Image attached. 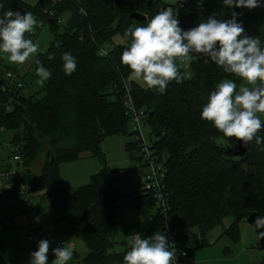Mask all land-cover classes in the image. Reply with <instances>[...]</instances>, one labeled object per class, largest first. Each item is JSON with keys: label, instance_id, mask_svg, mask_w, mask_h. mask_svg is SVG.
<instances>
[{"label": "trees", "instance_id": "16d2710c", "mask_svg": "<svg viewBox=\"0 0 264 264\" xmlns=\"http://www.w3.org/2000/svg\"><path fill=\"white\" fill-rule=\"evenodd\" d=\"M167 7L175 10L184 30L210 16L231 19L235 12L245 34L259 37L264 46L261 6L251 10L228 7L223 0H184L174 6L156 0H37L32 5L22 0H0V17L8 10L32 12L38 21H44V11L53 14L51 25L48 20L43 22L51 32L48 46L30 63L36 75L39 60L51 77L42 83L40 96L24 97L20 91L14 95L0 89V130L10 133L8 144L19 156L16 164L20 165V181L28 194H40L45 201L50 211L47 223L55 235L59 240L72 236L82 244V255L75 264H123L129 247L122 252L113 249L110 232L118 224L115 218L120 210L116 205L119 195L114 172L104 164L100 152L104 138L132 134L127 132L128 119L122 106L124 86L134 106L146 114L144 123L152 137L149 150L162 167L168 226L172 221L177 254L185 252L190 258L189 233L193 229L203 238L212 229L222 228L224 219L230 218L221 233L236 241L238 227L249 214L264 216V143L258 145L253 140L244 156L234 157L235 138L228 139L226 148L217 147L213 138L222 134L200 118V110L216 83L232 79L239 88L243 80L225 73L207 57L194 56L186 68H181L187 74L185 79L170 82L164 93L127 81L129 69L120 62L127 43L124 33L130 25L144 24L130 19V14L150 18ZM116 35L122 43L105 48L106 56H98V49H104ZM65 52L77 60L71 75L63 71L61 57ZM1 60L0 56V85L4 73L11 68ZM257 135L264 138V127ZM123 148L129 155L135 150L138 153L136 141L123 143ZM38 152L43 153V163L38 174L33 175L28 166ZM83 153L96 157L101 168L87 184L63 190L58 166L78 160ZM136 159L140 161L139 156ZM127 206L134 209L139 220L121 225L125 238H147L163 232L149 194L140 191ZM25 238V253L30 260L29 254L37 250L38 241L45 239L42 226L27 228ZM51 249L50 245L48 264L53 261ZM255 249L259 250L258 246ZM0 264H8L1 245ZM259 264H264V251Z\"/></svg>", "mask_w": 264, "mask_h": 264}, {"label": "clouds", "instance_id": "9594fccd", "mask_svg": "<svg viewBox=\"0 0 264 264\" xmlns=\"http://www.w3.org/2000/svg\"><path fill=\"white\" fill-rule=\"evenodd\" d=\"M223 3L250 10L261 6V0H223ZM237 15L233 12L232 18L226 20L210 16L184 30L179 26L175 10L164 8L150 18L146 16L142 26L126 28L127 43L120 55V62L128 67L131 79L159 93H164L170 82L179 83L185 79L187 74L181 68L193 56L207 57L225 73L243 80L244 84L239 88L232 79L216 83L200 110V118L210 122L222 134L213 138L219 148H226L231 138L244 146L253 140L258 145L264 143V138L257 135L264 127L260 118V114H264V46L259 37L245 34ZM38 26L39 21L32 12L6 11L0 17V53L6 54L10 63L25 64L39 51L38 42L28 38V34H35ZM61 59L66 75L75 72V56L65 52ZM36 64V75L40 83H44L51 77V72L39 60ZM167 211L165 204L161 214ZM254 226L264 228V216H258ZM259 234L264 236V232ZM127 243L129 247L123 256V264H176V245L164 232L157 231L147 238L136 235ZM49 250V240L41 239L37 250L29 254L28 264H48ZM51 251L55 257L52 264H67L74 254L66 243Z\"/></svg>", "mask_w": 264, "mask_h": 264}, {"label": "rangeland", "instance_id": "374dc122", "mask_svg": "<svg viewBox=\"0 0 264 264\" xmlns=\"http://www.w3.org/2000/svg\"><path fill=\"white\" fill-rule=\"evenodd\" d=\"M27 4H34L37 0H22ZM159 3L174 6L179 1L184 0H156ZM66 18V16H63ZM28 38L33 39L39 44V53H43L51 39V32L49 27L45 24L40 29H35V34ZM122 40L119 36H114L110 43L104 45V49L111 48L112 45L121 44ZM33 55L25 64L21 65L19 69V77L22 82V89L20 93L24 96H40L42 90V83L39 77L30 69ZM1 63L4 65L12 64L6 59V54L0 53ZM194 58V56H193ZM192 58V59H193ZM191 60V59H190ZM127 81L135 85L146 88L140 81H136L129 77ZM260 118L264 120V114H260ZM127 132L132 133L131 124H127ZM141 134L145 146L150 145V129L148 124L143 123L141 127ZM10 133L0 130V169L4 170L5 166L14 167L16 163L9 165L10 150L14 152L15 148L8 144ZM135 141L134 136H108L104 138L100 144V152L103 155L104 164L107 168L114 172L115 177V191L119 195L116 199V205L120 207L119 213L115 220L117 225L112 227L110 236L113 242V249L115 252H122L125 246L128 245L130 238H125L122 233L123 224L134 223L139 220L136 212L132 207L127 206L128 201L135 194L141 191V178L146 172L144 160L141 158L140 152H131L129 155L124 151L123 143ZM137 156L140 161H137ZM43 153L38 152L34 160L28 166L31 174L37 175L43 163ZM101 168V164L96 157L83 153L81 157L71 163L60 164L59 178L60 185L63 190H71L76 187L88 183L89 177L95 174ZM0 170V172H2ZM31 204L36 208L35 213H30V204L25 202L21 196H14L5 192L0 186V245L3 246V259L8 264H28L29 258L26 256V229L34 225H41L47 227V236H49L51 244L58 241L59 238L47 223L50 211L46 210L45 201L41 200L40 194H29ZM231 219H224L221 227H216L207 232L203 238L198 236L196 229L189 233V240L191 243L192 264H259L263 256L262 250H256L258 246L257 237L254 229L246 223L240 224L238 227V239L236 241L222 235V229L227 227ZM120 223V224H119ZM73 244H69V248L73 250L72 258L67 264H75L83 252L82 244L74 237ZM52 245V249H53ZM253 248V249H252ZM55 259L53 254V260Z\"/></svg>", "mask_w": 264, "mask_h": 264}, {"label": "built area", "instance_id": "2783aa9c", "mask_svg": "<svg viewBox=\"0 0 264 264\" xmlns=\"http://www.w3.org/2000/svg\"><path fill=\"white\" fill-rule=\"evenodd\" d=\"M72 0H51V2L60 3V2H71ZM261 7L264 8V4L261 3ZM245 8V7H241ZM185 12V10H183ZM45 15L44 21H39V26L35 29H40L45 22V20H52L53 14L52 12H43ZM32 36V34H28V37ZM107 51L103 48H99L97 51L98 56H106ZM13 64V63H12ZM188 64V61L185 62V65L183 68H186ZM21 65L15 64L12 65L11 68L6 71L2 77V84L0 85L1 91H8L12 92L14 95H17L19 91L22 89V82L21 78L19 77V69ZM11 74V75H10ZM123 111L124 115L128 119V122L131 124V131L132 135L134 136L135 141L138 145V152H140L141 158L144 160V166L146 168L145 174L141 178V191L145 194H149L152 198L153 202V208L157 213V216L160 218L161 223L163 224V232L166 234L168 240L170 242L173 241L172 233L169 231L168 226V220H167V214H161V211L164 210V206L166 203V198L163 193V185H162V167L159 163L156 162L155 157L152 155L151 151L149 150L150 146H145L141 134V127L144 123V119L146 117V114L142 108H137L134 106L132 99L129 94V89L127 86H124L123 90ZM10 159H9V165H12V163L19 162V156L15 155V152H12L10 150ZM16 166V164H15ZM0 186L5 191L8 192L14 196H21L24 198L25 202L30 204L31 210L30 213H35L36 208H34L31 204V199L29 197V194L26 191L25 186L21 183L18 170L15 167H9L5 169L4 171L0 172ZM168 209V206H167ZM42 232L45 236V239L49 240V236H47V227H42ZM66 243L65 240H58L50 245L55 248L57 246H63ZM177 259H179V262L176 261V264H192L189 257H187V254L185 252H181L180 254H177Z\"/></svg>", "mask_w": 264, "mask_h": 264}, {"label": "water", "instance_id": "95a60500", "mask_svg": "<svg viewBox=\"0 0 264 264\" xmlns=\"http://www.w3.org/2000/svg\"><path fill=\"white\" fill-rule=\"evenodd\" d=\"M130 19H132L133 21L135 22H144L145 21V18L144 16H142L141 14H138V13H131L130 16H129ZM49 25L52 24V20H48L47 22ZM22 98V97H21ZM150 115V114H149ZM148 115V116H149ZM235 144H236V147H237V150L236 152L232 153V155L234 157H242L246 154L247 150H248V147L249 145L247 146H244L242 144V142L240 141H237L235 139ZM19 164H16V168L18 169L19 168ZM256 217L253 213L249 214L248 217L246 218L245 220V223L252 227L256 233V237H257V242H258V248L262 251H264V236H261L259 233L260 232H264V228H260V229H257L255 226H254V221H255ZM171 224H172V221H170V224H169V231L170 233H172V228H171ZM177 261L179 262V259H177Z\"/></svg>", "mask_w": 264, "mask_h": 264}, {"label": "crops", "instance_id": "0c3cea01", "mask_svg": "<svg viewBox=\"0 0 264 264\" xmlns=\"http://www.w3.org/2000/svg\"><path fill=\"white\" fill-rule=\"evenodd\" d=\"M65 240H66V243L68 242V243L66 244L67 246H69V244H70V245L73 244V243H72V239L66 238Z\"/></svg>", "mask_w": 264, "mask_h": 264}]
</instances>
